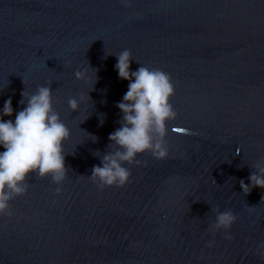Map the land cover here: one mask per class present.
<instances>
[{
	"label": "water",
	"instance_id": "1",
	"mask_svg": "<svg viewBox=\"0 0 264 264\" xmlns=\"http://www.w3.org/2000/svg\"><path fill=\"white\" fill-rule=\"evenodd\" d=\"M131 3L0 0V110L8 98L13 108L4 119L26 106L22 91L51 83L70 132L60 194L32 175L12 215L0 217V264H264V190L244 195L239 186L264 159V0ZM124 50L130 71L171 76L177 118L167 124L166 159L138 156L142 166L124 165L123 188L101 191L89 177L120 126L116 104L129 82L115 65ZM70 98L80 99L77 113ZM214 208L236 216L231 241L209 232Z\"/></svg>",
	"mask_w": 264,
	"mask_h": 264
},
{
	"label": "clouds",
	"instance_id": "2",
	"mask_svg": "<svg viewBox=\"0 0 264 264\" xmlns=\"http://www.w3.org/2000/svg\"><path fill=\"white\" fill-rule=\"evenodd\" d=\"M120 3L126 9L132 7L131 0H120ZM116 59L118 78L129 83L122 101L116 104L122 115L118 121L120 126L108 136L112 150L102 157L98 151L94 154L101 158L102 166H93L89 178L101 191L105 188H123L131 177L129 168L124 165L142 166L138 156L149 153L155 160L166 159L169 153L165 139L167 124L177 118V112L169 102L175 90L168 73L143 65L134 72L130 71L133 58L129 50L116 55ZM86 75V71L74 73L77 81L85 80ZM52 92L51 83L38 87L31 94L22 91L19 103L26 106L16 113L14 122L4 119L13 114L11 98L4 102L0 110V147L4 149L0 152V217L12 215L10 202L27 193L29 185L26 181L32 175L41 180L50 178L58 186L56 194H60L59 186L66 179L68 171L62 145L69 139L70 132L53 108ZM79 104L80 99L68 100L72 113L78 112ZM103 122L101 114V126ZM90 137L94 142L97 140L95 136ZM236 155H239V151ZM252 169L249 183L239 181L244 195L255 188L264 190V159L255 163ZM211 211L216 215L215 221L209 225V232L215 236L222 230L224 239L231 241L233 237L229 233L236 216L231 210L221 212L219 208H214ZM207 247H212V242ZM262 249L264 243L257 246V254L264 259Z\"/></svg>",
	"mask_w": 264,
	"mask_h": 264
},
{
	"label": "snow or ice",
	"instance_id": "3",
	"mask_svg": "<svg viewBox=\"0 0 264 264\" xmlns=\"http://www.w3.org/2000/svg\"><path fill=\"white\" fill-rule=\"evenodd\" d=\"M174 130H176V131H183V129H174Z\"/></svg>",
	"mask_w": 264,
	"mask_h": 264
}]
</instances>
